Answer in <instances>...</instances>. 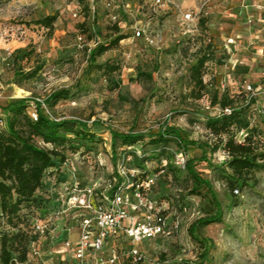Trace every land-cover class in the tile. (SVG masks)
Here are the masks:
<instances>
[{
    "label": "rangeland",
    "instance_id": "1",
    "mask_svg": "<svg viewBox=\"0 0 264 264\" xmlns=\"http://www.w3.org/2000/svg\"><path fill=\"white\" fill-rule=\"evenodd\" d=\"M88 1L0 0V105L26 99L32 115L36 101L43 102L54 92L66 91L68 97L49 113L58 120L87 122L100 139L93 153L77 158L75 167L85 177L80 178L84 186L97 183L103 192L109 189L126 157L119 151L116 165L112 162V131L150 137L168 123L186 142L206 143L208 155L204 161L197 146L187 152L188 159H195L194 171L212 183L223 211L220 224L200 230L202 237L212 241L204 264H264V168L257 172L256 181L246 187L237 186L238 194H232L223 168L227 156L223 148L211 152L219 141L203 121L220 109L213 105L217 93L236 96L237 107L246 108L247 127L234 130L235 139L244 143L254 131L264 152V35L253 36L260 26L251 27L245 21L242 0H173L175 9L155 11L152 0H131L132 8L125 17L121 15L119 28L113 26L109 15L114 12L105 11L103 0H98L93 22ZM83 3L87 7L86 24L81 26L84 18L73 15ZM187 13H192L196 21L185 22L183 15ZM49 15L58 17L52 31L38 24ZM135 22L145 28L156 45L134 38ZM120 35L127 39L91 62L94 49L111 45ZM204 55L210 61L203 69L207 89L200 93L192 78V67ZM109 67L117 70L110 73ZM32 73H36L33 79ZM199 94L203 95L201 99H197ZM5 118L0 110V119ZM94 122L106 126L93 127ZM68 138L69 145L82 144L72 135ZM148 141L146 138L143 145L150 154L153 147ZM163 145L157 157L144 164L135 162L134 167L141 166V171L156 176L162 160L173 161L174 153L184 149L174 142L173 146ZM163 150L165 156L160 154ZM136 154L141 155L139 151ZM259 163L264 166V161ZM175 169L170 173L171 182L157 186L152 194L171 216H180V231L170 240L138 244L136 248L143 251L145 264H201L203 251L190 238L188 229L206 215L210 200L191 195L194 183L186 168ZM134 177L140 178L138 172ZM180 207L186 209L185 214ZM73 211H59L52 218L55 231L48 244L45 237L41 238L39 253L45 264H78L71 252L79 238L74 225L78 217L72 216ZM24 214H28L27 210ZM2 229L9 231V227ZM68 240L72 250H63Z\"/></svg>",
    "mask_w": 264,
    "mask_h": 264
},
{
    "label": "trees",
    "instance_id": "2",
    "mask_svg": "<svg viewBox=\"0 0 264 264\" xmlns=\"http://www.w3.org/2000/svg\"><path fill=\"white\" fill-rule=\"evenodd\" d=\"M90 3L91 0L88 1V14H91ZM97 3L98 0H95L96 13L98 12ZM131 8V0H121L120 8L117 9L118 13L117 10L114 11V14L119 16L117 21H112L115 28H119L121 15L125 17L127 11ZM104 9L107 13H110L105 7ZM77 10L79 17L81 15V18H84L86 14H84V11L87 10L86 5L84 3L79 5ZM92 17L94 22L95 15H92ZM57 19L56 15H49L39 21L38 24L48 31H52ZM84 24H86V17L83 19L81 26H84ZM135 24L136 22L132 27ZM126 39L125 35H120L111 45L107 47L98 46L91 52V62H96L97 58L103 56L113 47H117L120 42ZM209 61L208 55H204L192 67V78L200 93L207 89L203 79V69ZM116 70V67H109L110 73H114ZM35 76L36 73H32L31 79ZM67 97L68 93L66 91H59L49 95L43 102L36 101L33 110V113L37 114L36 121L33 120L29 112L30 104L26 99L5 106L0 105V110L6 114L4 120L0 119V226L2 228L9 227V231L0 228L1 264H45L39 253L42 244L41 238L45 237L46 241L44 242L48 244L51 236L35 234L33 227L36 223L41 222L48 225L50 229H55L52 218L59 214V211L60 214H63L59 199L63 186L65 184L73 185L75 179L81 181L85 178L79 173V169L75 167H78L77 158L85 153H93L100 143V139L92 132V128L87 122L80 119L58 120L51 116L49 109H54L61 100ZM202 97L203 95L199 94L197 99ZM235 98L236 96L230 97L228 94L219 95L217 93L213 105H219L221 109L230 107L233 109L232 114L218 117L215 112L203 119L205 128L219 141L211 152L214 154L223 148L227 155L223 168L226 170L224 172L227 173L228 186L232 194L237 186L246 187L250 182L256 181L257 172L264 168L259 163L264 161V152L261 151L262 146L257 139L258 134L252 131L245 138L244 143H239L235 139L234 130L241 131L247 127L246 108H238ZM97 125L106 126L100 122L93 123V127ZM68 135L80 140L82 144L77 147L69 145ZM146 138L149 140L148 144L153 147L150 154L144 149L145 145L143 143ZM263 141L261 143L264 146ZM173 142L178 146H182L184 148L182 150L186 153L190 152L191 146H197L202 151L201 160L207 159L208 146L206 143L186 142L180 136V132L168 123L150 137L144 133L111 132L112 162L116 165L119 151L125 152L126 157L123 164L126 170L129 174L132 171L138 172L140 176V178L130 177L129 185L131 187L129 193H133L137 185L144 184L150 178H154V184L147 193L150 199L155 200L152 194L153 189L171 182L170 173H174L176 170L173 161L169 159L162 160L160 170L156 176L147 175L146 172L140 170L141 166L134 167V163H146L153 156H158L156 153H158V148L161 145L164 144L162 147L173 146ZM138 151L141 154L140 157L136 154ZM160 154L165 156L166 152L163 150ZM194 163L195 159L191 158L188 159L186 165V170L194 183L190 191L191 195L199 196L203 200L209 198L210 202L206 215L190 225L188 234L203 251L200 258L201 264H204L209 254L208 246L212 244V241L202 237L200 230L213 224H220L223 220V211L219 198L213 190L212 183L194 171ZM72 175L75 178H72ZM122 183H124V179L120 177L117 169L110 181L107 192L99 189L97 183L88 186L94 189L97 203H104L106 197L112 198L119 192ZM83 184L85 182L82 180L79 185L85 187ZM237 191L239 192V190ZM158 206L161 207L160 204ZM180 209L183 214L186 213L185 208L180 207ZM24 210H27V215L24 214ZM163 213L169 217L170 226L176 221L182 222L178 214L171 216L164 209ZM75 214H77V217L80 215V213L73 211L72 216ZM63 220H65L64 217ZM170 231L166 236H159L149 241L157 239L170 240L178 236L179 231ZM126 244L128 246H125ZM110 248H116L120 255L121 260L118 264H145L144 261L142 263L134 262L133 258L129 256L133 246L123 237L109 239L102 255L107 254ZM138 251L144 257L143 251L141 249H138ZM36 258L41 259L33 262ZM89 261L90 264H94L92 258Z\"/></svg>",
    "mask_w": 264,
    "mask_h": 264
},
{
    "label": "built area",
    "instance_id": "3",
    "mask_svg": "<svg viewBox=\"0 0 264 264\" xmlns=\"http://www.w3.org/2000/svg\"><path fill=\"white\" fill-rule=\"evenodd\" d=\"M95 0H91L90 12L94 16L96 8ZM121 0H103V5L110 13L120 8ZM151 8L153 10L175 9L173 0H152ZM247 11L248 6L245 5ZM256 11L264 10V7L257 5ZM128 12V11H127ZM249 14V12H247ZM74 18H79V14L74 13ZM112 21L118 20V15H109ZM249 23H251L250 17ZM183 20L187 23L195 22L196 19L192 13L183 15ZM134 38L145 40L150 45H156V41L147 35L145 28L140 23L133 27ZM248 90H252L248 87ZM233 109H216V114L220 116H230ZM33 120H37V114L32 113ZM264 144V141H263ZM225 156L226 153L224 152ZM174 165L185 169L188 163V156L184 150H178L174 153ZM120 177L124 179L119 192L112 198L106 197L104 203H97L95 191L90 186L81 187L77 182L73 185L65 184L60 192L62 207L65 208L62 213L74 210L80 215L74 224L78 228L79 238L76 241V248L73 252L74 259L78 264H90V258L94 264H118L120 255L116 248H110L107 254L102 255L107 241L111 238L123 237L128 240L133 248L129 252L134 262H143L144 257L138 251L136 246L145 241L155 239L159 236H166L171 231H180L181 222L176 221L172 226L169 223V217L163 213V208L148 197L147 191L154 184L155 179L150 178L146 183L137 185L133 193H129L130 177H134V171L129 172L124 165L118 168ZM74 177V175H72ZM75 178V177H74ZM238 194V191H235ZM71 225V224H70ZM34 233L40 236L52 235L55 230L44 223L34 225ZM73 228V227H72ZM63 250H72L70 240L66 241L62 247ZM61 264H68L62 262Z\"/></svg>",
    "mask_w": 264,
    "mask_h": 264
},
{
    "label": "crops",
    "instance_id": "4",
    "mask_svg": "<svg viewBox=\"0 0 264 264\" xmlns=\"http://www.w3.org/2000/svg\"><path fill=\"white\" fill-rule=\"evenodd\" d=\"M245 5L248 6L249 11L245 8ZM261 5L264 7V2L261 0H242V9H243V17L245 21L248 23L249 26L252 27V25L260 26L258 30L253 31L254 37H262L264 35V10L256 11L255 6ZM249 12V14L247 13ZM251 20V23H249V18ZM230 42H232L230 40Z\"/></svg>",
    "mask_w": 264,
    "mask_h": 264
},
{
    "label": "bare ground",
    "instance_id": "5",
    "mask_svg": "<svg viewBox=\"0 0 264 264\" xmlns=\"http://www.w3.org/2000/svg\"><path fill=\"white\" fill-rule=\"evenodd\" d=\"M20 91V90H19Z\"/></svg>",
    "mask_w": 264,
    "mask_h": 264
}]
</instances>
